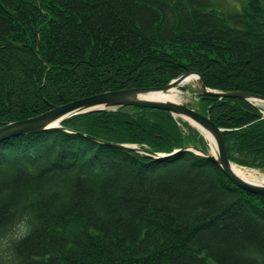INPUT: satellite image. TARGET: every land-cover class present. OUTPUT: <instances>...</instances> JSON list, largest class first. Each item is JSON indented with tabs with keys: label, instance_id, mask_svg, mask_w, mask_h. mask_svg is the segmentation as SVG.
<instances>
[{
	"label": "trees",
	"instance_id": "1",
	"mask_svg": "<svg viewBox=\"0 0 264 264\" xmlns=\"http://www.w3.org/2000/svg\"><path fill=\"white\" fill-rule=\"evenodd\" d=\"M187 69L264 95V0H0V124ZM197 97L229 159L264 171V107ZM190 144L208 150L188 121L133 105L0 140V264H264V195Z\"/></svg>",
	"mask_w": 264,
	"mask_h": 264
},
{
	"label": "water",
	"instance_id": "2",
	"mask_svg": "<svg viewBox=\"0 0 264 264\" xmlns=\"http://www.w3.org/2000/svg\"><path fill=\"white\" fill-rule=\"evenodd\" d=\"M17 45L31 48V46L23 43H17ZM36 52L38 51L36 50ZM189 76H195L194 89L197 94H213L220 97H241L252 102L253 104H264L263 94H257L239 89L220 90L212 88L205 84L203 75L199 71L187 69L178 74L176 77L170 79L167 83L160 86L124 87L97 92L61 104H50L48 109L38 114L0 124V140L11 135L58 127L61 121L67 117L96 109H116L118 107H124L128 105L164 109L168 110L173 115L188 121L192 126L197 128L211 149L212 145L209 142L208 137L203 132H201L198 126L210 133L215 143V153H213L209 148L208 150H203L195 144L186 146V149H191L205 158L213 161L233 183L242 189L252 193L264 195V182L253 181L244 178L231 169V163H233V161L229 159L227 154L226 144L222 134L223 128L217 126L209 117V115L200 112L195 107L182 101L156 99L147 96L149 92H163L171 87L181 86L185 83L183 81ZM121 145L133 147L136 146L134 144ZM157 155L160 154L157 153Z\"/></svg>",
	"mask_w": 264,
	"mask_h": 264
},
{
	"label": "bare ground",
	"instance_id": "3",
	"mask_svg": "<svg viewBox=\"0 0 264 264\" xmlns=\"http://www.w3.org/2000/svg\"><path fill=\"white\" fill-rule=\"evenodd\" d=\"M195 76H189L187 77L183 82H188L190 80H194ZM181 90L179 88V86H174L169 88L166 91H153V92H149L147 94V96L152 97V98H156V99H171V100H175V101H180L181 100ZM194 124V123H193ZM198 128L201 130V132H203L209 139V142L212 145V152L215 153V143L214 140L212 138V136L210 135V133H208L207 131H205L203 128H201L200 126H198ZM231 169L237 173L238 175L253 180V181H259V182H264V173H262L261 171L252 168V167H245V166H240L236 163H231Z\"/></svg>",
	"mask_w": 264,
	"mask_h": 264
},
{
	"label": "rangeland",
	"instance_id": "4",
	"mask_svg": "<svg viewBox=\"0 0 264 264\" xmlns=\"http://www.w3.org/2000/svg\"><path fill=\"white\" fill-rule=\"evenodd\" d=\"M217 3L219 4V6L222 9L225 10H236L239 9L243 3L244 0H216ZM194 85H195V81L194 80H190L188 82H185L184 84H182L181 86H179L180 90H181V100L184 103H187L195 108L198 107L199 104V99L197 97V93L194 89ZM262 107H264V104H258ZM208 148L211 149L208 145ZM212 150V149H211ZM254 168V167H253ZM259 171H261L258 168H255ZM262 173H264V171H261Z\"/></svg>",
	"mask_w": 264,
	"mask_h": 264
}]
</instances>
